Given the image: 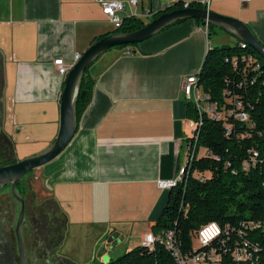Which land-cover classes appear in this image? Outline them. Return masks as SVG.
Listing matches in <instances>:
<instances>
[{
	"label": "crops",
	"instance_id": "crops-1",
	"mask_svg": "<svg viewBox=\"0 0 264 264\" xmlns=\"http://www.w3.org/2000/svg\"><path fill=\"white\" fill-rule=\"evenodd\" d=\"M2 1L3 99L19 161L57 136L65 79L53 61L71 63L115 28L93 0ZM199 1L138 0L121 17ZM209 11L242 22L264 46V0H210ZM204 26L182 21L130 47V56L116 48L91 66V101L72 141L23 183L26 208L35 225L46 224L49 239L60 242L65 226L124 252L141 245L168 200L156 183L173 179L186 162L182 84L198 75L209 48L240 44L212 26L210 38Z\"/></svg>",
	"mask_w": 264,
	"mask_h": 264
},
{
	"label": "trees",
	"instance_id": "trees-1",
	"mask_svg": "<svg viewBox=\"0 0 264 264\" xmlns=\"http://www.w3.org/2000/svg\"><path fill=\"white\" fill-rule=\"evenodd\" d=\"M189 6L202 8L197 2ZM181 8V2L175 3L152 19ZM145 25L140 18L125 17L113 34L133 32ZM210 27L207 26L208 36ZM127 47L130 46L117 48ZM243 56L253 60L243 61ZM93 64L85 70L80 83L75 105L77 121L91 101L95 79L89 70ZM255 65L259 66L257 70ZM198 83L209 100L217 103L220 118L203 116L198 120L193 104L186 102L187 121L197 122L194 158L182 182L169 190L166 206L150 232L157 236L162 231H172L176 246L185 255L214 249L220 264H264V62L239 44L209 48ZM240 114L247 115V121H241L237 117ZM191 138L189 135L186 143ZM19 184L17 192L23 196V184L20 189ZM209 223L217 224L221 235L210 246L199 247L197 233ZM58 242L52 243L56 246ZM244 244L248 260H234L233 248ZM107 264L176 262L171 252L157 242L152 250L137 246Z\"/></svg>",
	"mask_w": 264,
	"mask_h": 264
},
{
	"label": "water",
	"instance_id": "water-1",
	"mask_svg": "<svg viewBox=\"0 0 264 264\" xmlns=\"http://www.w3.org/2000/svg\"><path fill=\"white\" fill-rule=\"evenodd\" d=\"M187 20H200L207 26L216 27L232 35L240 44L255 52L264 62V46L255 38L246 25L236 19L223 17L196 7L162 13L139 30L129 33H112L94 42L81 55L64 78V88L59 102V129L54 141L44 151L36 155L13 164L0 166V189L10 185L11 194L19 203L14 235L20 264H27V252L22 239V227L25 222V200L17 192V184L32 170L48 164L59 156L72 141L77 129L76 98L85 70L112 48L139 45L172 24Z\"/></svg>",
	"mask_w": 264,
	"mask_h": 264
},
{
	"label": "built area",
	"instance_id": "built-area-1",
	"mask_svg": "<svg viewBox=\"0 0 264 264\" xmlns=\"http://www.w3.org/2000/svg\"><path fill=\"white\" fill-rule=\"evenodd\" d=\"M96 4L101 7L102 14L107 18V20L114 26L115 29L119 28L122 24L121 14L125 11L127 6L137 7L138 0H93ZM242 4H247L249 0H239ZM198 4L203 8V10L209 11L210 0H200ZM189 3H183L182 8H188ZM181 8V9H182ZM153 13L151 11H145L140 17V19L148 20L152 19ZM204 33L207 34V25L204 26ZM242 49L246 48L245 45L239 44ZM132 54L131 48L127 47L123 50V55L130 56ZM81 55L75 54L73 61L71 63H64L62 59H55L53 65L57 70V73L65 78L70 69L74 64L80 59ZM243 61L253 60L251 56L245 58L243 56ZM257 62V60H254ZM258 65L254 66L257 70ZM199 75V73H198ZM198 75L190 76L182 84V92L186 102H191L196 110L197 119L201 120L203 116H207L213 119L220 118V112L218 111L217 103L211 102L209 97L203 92L202 87L198 83ZM241 121H247V115L240 114L237 116ZM187 126L190 132L191 140L186 143V162L182 167H179L176 172V176L171 180H161L156 183V187L159 190L169 191L175 188L178 183L182 182L187 170L190 167V163L194 158V131L196 130L197 122L188 120ZM253 227V226H252ZM257 228L260 225H256ZM264 229V225L262 226ZM221 235L220 227L215 223H209L201 227L197 233V243L199 247H208ZM159 242L164 247L171 252L176 264H220V257L217 255L214 249L208 252H196L191 255L182 254L176 246V239L174 233L170 230L162 231L161 233L154 235L151 232L147 233L143 241L141 242V247L152 250L154 245ZM246 244L240 247L233 248L232 257L236 261H245L249 258V253L247 252Z\"/></svg>",
	"mask_w": 264,
	"mask_h": 264
},
{
	"label": "rangeland",
	"instance_id": "rangeland-1",
	"mask_svg": "<svg viewBox=\"0 0 264 264\" xmlns=\"http://www.w3.org/2000/svg\"><path fill=\"white\" fill-rule=\"evenodd\" d=\"M5 5L4 2L0 0L2 10L5 8ZM151 20L152 19L146 20V24H148ZM213 36L214 33L211 31L210 38ZM114 49L116 48H112L111 50L105 52L101 57ZM101 57H99V59ZM96 62H94V64ZM1 130L5 135H7V141L3 137L0 138V151L4 152L0 156V163L4 164L13 160L18 161L17 155L20 150L18 149V146L14 145L10 138L12 129L9 128L8 130L5 127ZM48 146L36 145L34 147L35 151L29 153L28 155H24L26 157H22L27 158L36 155L44 151ZM16 147L17 150L15 149ZM34 173L35 170H32L22 178L19 184V189L31 175H34ZM25 210V222L22 227V239L29 261H32L34 264H107L109 261L117 260L125 253L116 245L113 247L108 245L106 243L108 239L106 238L96 242L94 238L83 237L80 232L74 233L70 230V227L68 228L65 226L62 230V238L55 246L57 242L54 241L55 238L49 239L47 237L48 231L47 226H45L46 224L35 225L33 223V218L36 219V217H33L32 209L29 203L27 208L25 205ZM18 211L19 203L12 196L10 185L4 186L0 189V225L7 234L8 240L13 246L14 251L17 250L14 228ZM52 242H55V244Z\"/></svg>",
	"mask_w": 264,
	"mask_h": 264
},
{
	"label": "flooded vegetation",
	"instance_id": "flooded-vegetation-1",
	"mask_svg": "<svg viewBox=\"0 0 264 264\" xmlns=\"http://www.w3.org/2000/svg\"><path fill=\"white\" fill-rule=\"evenodd\" d=\"M3 71L4 65L0 58V138H5L7 141V135L2 132V128H7L6 120V111L4 106V99H3ZM4 153L0 151V156ZM17 162V160H15ZM12 162V161H11ZM8 163H0V166L9 165ZM13 164V163H12ZM0 264H20V259L17 253V250L14 251L13 246L11 245L10 241L8 240L7 234L2 229L0 225ZM27 264H34L32 261H29L27 256Z\"/></svg>",
	"mask_w": 264,
	"mask_h": 264
}]
</instances>
